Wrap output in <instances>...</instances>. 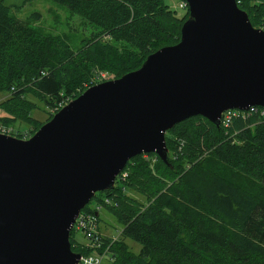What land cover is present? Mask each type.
Returning a JSON list of instances; mask_svg holds the SVG:
<instances>
[{"label": "trees", "instance_id": "obj_1", "mask_svg": "<svg viewBox=\"0 0 264 264\" xmlns=\"http://www.w3.org/2000/svg\"><path fill=\"white\" fill-rule=\"evenodd\" d=\"M49 1L88 32L78 49L68 47L66 34L16 21L0 3V129L19 140L83 92L97 72L124 76L155 50L177 44L188 19L186 7L178 17L163 0ZM236 3L253 28L264 30V0ZM36 110L44 121L32 117ZM241 114L227 126L199 115L175 124L164 135L166 164L151 153L131 157L113 187L80 210L95 219L97 232L101 210L120 228L116 237L103 235L96 252L105 251L113 264H264V109ZM69 233L71 251L89 255ZM126 239L140 245L137 253Z\"/></svg>", "mask_w": 264, "mask_h": 264}, {"label": "water", "instance_id": "obj_2", "mask_svg": "<svg viewBox=\"0 0 264 264\" xmlns=\"http://www.w3.org/2000/svg\"><path fill=\"white\" fill-rule=\"evenodd\" d=\"M177 44L91 85L24 140L0 133V264H79L68 237L131 157L166 164L165 133L201 116L264 109V30L236 0H183Z\"/></svg>", "mask_w": 264, "mask_h": 264}, {"label": "rangeland", "instance_id": "obj_3", "mask_svg": "<svg viewBox=\"0 0 264 264\" xmlns=\"http://www.w3.org/2000/svg\"><path fill=\"white\" fill-rule=\"evenodd\" d=\"M179 1L180 0H163V3L168 4L172 10L176 12L177 16L180 17L185 13L186 9H178V5L180 3ZM0 3L4 6H8V9H10V14L18 22L20 21L26 23L30 27L39 29L40 32L46 34L51 33L58 36L66 34L68 37L67 45L73 51L80 47L79 41L88 36V32H84V29H82L80 26V19L76 15L70 16L68 10H66L65 7L57 6L49 0H32V2L29 3L22 2V0H0ZM34 15H36V17H34ZM101 74L104 75L103 80L100 81L88 79V83H86L84 86L85 90H87L91 85L114 80V77L116 76V74H109L108 72L104 71L97 72L94 74V76H101ZM4 97V94L0 93V100H2ZM31 114L33 118H36V120L38 119L39 121H44V119L47 117L41 112V110H36ZM2 116L5 117L0 111V118ZM12 126L13 127L11 128L20 131H24V129H26L24 126L16 125L15 123ZM129 195L130 197L139 198V195L135 192H129ZM139 200L142 199L139 198ZM98 218L99 222L97 223V226L99 228V232L106 229L111 235H113V237L118 235L120 228L116 225L115 219L112 218L110 214H106L103 210H101L98 214ZM73 238L74 241L79 245L85 242L82 233L73 231ZM125 242L130 247V251L132 253L138 252L140 248L139 244L127 241V239ZM99 264H113V261L108 256H105L103 261Z\"/></svg>", "mask_w": 264, "mask_h": 264}, {"label": "built area", "instance_id": "obj_4", "mask_svg": "<svg viewBox=\"0 0 264 264\" xmlns=\"http://www.w3.org/2000/svg\"><path fill=\"white\" fill-rule=\"evenodd\" d=\"M179 5H178V9H185L186 3L183 0L179 1ZM103 76L101 74V76H93L91 79H95V80H103ZM90 79V80H91ZM256 107H250L248 111L246 112H242L243 114H241L242 118H246L249 114V112L255 111ZM236 111H229L226 110L224 111L219 120H222V124H224V126H227L231 123V119L233 117H236ZM261 115V113H260ZM0 133H3L4 135H7L8 132H5L3 129H0ZM122 176H124V173L122 174ZM99 209V208H98ZM95 219L92 218L91 216H86V215H80V212L76 218L75 223L72 225L71 229L74 232L77 233H82L83 237L85 239V242L82 244L85 248H87V250H90L91 253L89 255H82L79 256V264H99L100 262L103 261V256L105 255V251L104 252H96V249L100 248V243H102V234L96 231L95 228ZM70 229V230H71ZM109 237V236H108ZM113 240V239H112Z\"/></svg>", "mask_w": 264, "mask_h": 264}, {"label": "crops", "instance_id": "obj_5", "mask_svg": "<svg viewBox=\"0 0 264 264\" xmlns=\"http://www.w3.org/2000/svg\"><path fill=\"white\" fill-rule=\"evenodd\" d=\"M99 230V229H98ZM100 233L102 234V235H104L105 237H108V236H111V234L105 229V230H103V231H100Z\"/></svg>", "mask_w": 264, "mask_h": 264}]
</instances>
